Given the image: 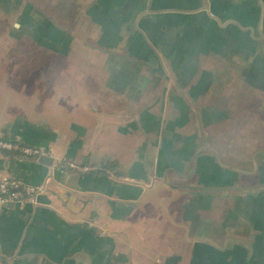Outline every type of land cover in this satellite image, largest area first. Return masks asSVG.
Listing matches in <instances>:
<instances>
[{
	"label": "crops",
	"instance_id": "0c3cea01",
	"mask_svg": "<svg viewBox=\"0 0 264 264\" xmlns=\"http://www.w3.org/2000/svg\"><path fill=\"white\" fill-rule=\"evenodd\" d=\"M2 2L0 264H264V0Z\"/></svg>",
	"mask_w": 264,
	"mask_h": 264
},
{
	"label": "built area",
	"instance_id": "2783aa9c",
	"mask_svg": "<svg viewBox=\"0 0 264 264\" xmlns=\"http://www.w3.org/2000/svg\"><path fill=\"white\" fill-rule=\"evenodd\" d=\"M0 152L16 154L20 157L35 160L46 155L45 151L40 148L2 137H0ZM65 166L78 174H86L93 170L90 166L74 162H67ZM44 192L45 187H35L9 177L0 178V207L8 203L19 206H24L28 203L37 204L38 197Z\"/></svg>",
	"mask_w": 264,
	"mask_h": 264
},
{
	"label": "rangeland",
	"instance_id": "374dc122",
	"mask_svg": "<svg viewBox=\"0 0 264 264\" xmlns=\"http://www.w3.org/2000/svg\"><path fill=\"white\" fill-rule=\"evenodd\" d=\"M10 9H11V5L8 6L5 3L3 4L2 0H0V12L1 13H7V11H9ZM9 19H10V21H9V29L12 30V31H9V36L8 37L5 36V37H7L6 38L7 41H5V39H3L4 37L3 38L0 37V45L1 44H5V43H6V45H9V44L10 45H15L17 42L23 43V41H22L23 38H21L22 36L20 34H18L17 31L14 30L15 29L14 24H16V23L18 24L16 15L11 16ZM27 39H29V37ZM4 41H5V43H4ZM11 41L12 42L14 41L15 43L11 44L12 43ZM19 44H17V45H19ZM66 57H68V56H66ZM72 60L75 61V60H78V58L76 56H72Z\"/></svg>",
	"mask_w": 264,
	"mask_h": 264
},
{
	"label": "water",
	"instance_id": "95a60500",
	"mask_svg": "<svg viewBox=\"0 0 264 264\" xmlns=\"http://www.w3.org/2000/svg\"><path fill=\"white\" fill-rule=\"evenodd\" d=\"M40 161L43 162V163H45V164H48V165H51L53 163V160L50 157L46 156V155H43L40 158ZM11 205H13V204H11Z\"/></svg>",
	"mask_w": 264,
	"mask_h": 264
}]
</instances>
